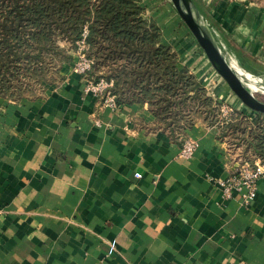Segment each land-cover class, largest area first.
Listing matches in <instances>:
<instances>
[{"label": "crops", "instance_id": "crops-1", "mask_svg": "<svg viewBox=\"0 0 264 264\" xmlns=\"http://www.w3.org/2000/svg\"><path fill=\"white\" fill-rule=\"evenodd\" d=\"M194 2L228 62L264 79V0ZM59 77L0 97V264H264V177L249 205L224 198L219 127L187 131L188 159L147 104L103 105L72 62Z\"/></svg>", "mask_w": 264, "mask_h": 264}, {"label": "trees", "instance_id": "trees-1", "mask_svg": "<svg viewBox=\"0 0 264 264\" xmlns=\"http://www.w3.org/2000/svg\"><path fill=\"white\" fill-rule=\"evenodd\" d=\"M142 1L0 0V97L20 100L52 84L87 31L95 61L90 78L112 82L118 105L147 104L156 127L174 142L184 145L199 119L219 127L221 137L229 129L244 131L239 118L224 126L212 118L207 88L163 42L161 26L146 16ZM257 115L249 146L264 161V116Z\"/></svg>", "mask_w": 264, "mask_h": 264}, {"label": "rangeland", "instance_id": "rangeland-1", "mask_svg": "<svg viewBox=\"0 0 264 264\" xmlns=\"http://www.w3.org/2000/svg\"><path fill=\"white\" fill-rule=\"evenodd\" d=\"M142 4L148 13V17L154 18L162 26L165 41L174 44L179 53L182 54L183 62L181 60V66H192V71L197 74L200 81L207 88L208 95L213 99L215 108V115H212V118L218 119L217 122L222 126L229 124L233 118L244 121L241 126L244 131L229 129L227 135L221 137L227 144L228 151L225 156H228L231 160V173L245 161L254 162L256 157L252 156L253 151L249 146V140L251 134L259 127L260 118L257 115L258 113L244 106L225 80L215 71L196 38L181 19L170 0H143ZM228 59L231 60V58ZM59 78L58 75L55 76L54 82L60 81ZM44 90L45 88H36L34 92H26V96L36 97L42 95ZM258 98L264 101V97ZM229 109H233V112L228 113Z\"/></svg>", "mask_w": 264, "mask_h": 264}, {"label": "built area", "instance_id": "built-area-1", "mask_svg": "<svg viewBox=\"0 0 264 264\" xmlns=\"http://www.w3.org/2000/svg\"><path fill=\"white\" fill-rule=\"evenodd\" d=\"M143 5V4H142ZM146 16L148 17L147 13ZM88 32L85 31L84 37L77 43V48L73 51V71L80 75L86 83V92L103 102V105L112 108L117 107L116 97L111 93L113 87L112 82L101 78L98 81L90 78L93 71L95 61L89 57V46L86 42ZM237 76L246 86L248 91L258 97H264V79L259 75L247 72L237 66H232ZM232 113L233 109H229L228 113ZM227 114V113H226ZM264 147V141H263ZM198 148V143L193 140L185 141L182 149V155L185 158H192ZM264 177V162L261 159L255 158L254 162L245 161L238 166L230 176L223 179H216V182L222 189L225 199H231L235 193H241L244 204L249 205L255 200L258 192L259 181ZM137 179L142 178V174H136ZM213 181V180H212ZM116 250V243L111 246L110 252Z\"/></svg>", "mask_w": 264, "mask_h": 264}, {"label": "water", "instance_id": "water-1", "mask_svg": "<svg viewBox=\"0 0 264 264\" xmlns=\"http://www.w3.org/2000/svg\"><path fill=\"white\" fill-rule=\"evenodd\" d=\"M170 2L196 38L215 71L225 80L232 92L244 106L264 116V101L252 95L239 79L194 0H170Z\"/></svg>", "mask_w": 264, "mask_h": 264}, {"label": "bare ground", "instance_id": "bare-ground-1", "mask_svg": "<svg viewBox=\"0 0 264 264\" xmlns=\"http://www.w3.org/2000/svg\"><path fill=\"white\" fill-rule=\"evenodd\" d=\"M233 66V65H232Z\"/></svg>", "mask_w": 264, "mask_h": 264}]
</instances>
